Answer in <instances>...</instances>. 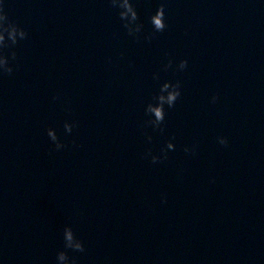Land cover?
Listing matches in <instances>:
<instances>
[{"label":"water","instance_id":"95a60500","mask_svg":"<svg viewBox=\"0 0 264 264\" xmlns=\"http://www.w3.org/2000/svg\"><path fill=\"white\" fill-rule=\"evenodd\" d=\"M0 2L28 33L0 76V264H56L66 224L76 264H264V0H163L150 42L108 0ZM161 2L133 0L145 33ZM164 80L182 94L149 142ZM169 139L168 159L144 158Z\"/></svg>","mask_w":264,"mask_h":264},{"label":"clouds","instance_id":"9594fccd","mask_svg":"<svg viewBox=\"0 0 264 264\" xmlns=\"http://www.w3.org/2000/svg\"><path fill=\"white\" fill-rule=\"evenodd\" d=\"M110 6L114 9H118V16L120 18L122 27L126 30L128 36L133 37L136 41L141 39L143 33V39L151 41L157 33L163 32L167 27L165 20V3L162 2L158 5L155 12L149 17V22L152 25L151 32H144V23L141 21L139 13L136 9L133 0H108ZM28 36L25 28L20 26L17 22L9 17L8 12L5 10V4L0 2V76L11 75L14 71V65L12 61L17 59V53L15 46L22 40H25ZM174 61L169 58L163 65V70L167 72L169 69L174 71H183L188 66V60L180 59L173 68ZM153 79L159 80L160 74L158 72L153 73ZM182 89L180 80H164L159 85V90L153 94L152 100L149 101L144 108L146 119L143 121L144 134L148 141H152V135L147 131L151 128L152 131H158L163 134L165 132V106L173 108L176 105L177 100L181 97ZM58 96H54L53 99H58ZM218 94H213L211 102L216 103L218 100ZM70 111V109H69ZM76 121H64V130L66 133H71L73 128L76 126ZM47 135L50 141L53 143L55 150L59 151L66 145L62 141L55 130V128L49 126L47 128ZM217 142L220 145L227 146L229 141L226 136H218ZM75 143V141H73ZM175 144L172 139L166 141L165 146H162L159 152H154L149 147L144 152V158L150 159L153 164L168 159V152L175 150ZM198 148V143L192 145H185L184 152L195 154ZM166 195H162V200L166 202ZM63 249L56 253V264H76V257L70 256L67 250L73 252L85 251L84 242L77 237L71 225H65L63 228Z\"/></svg>","mask_w":264,"mask_h":264}]
</instances>
